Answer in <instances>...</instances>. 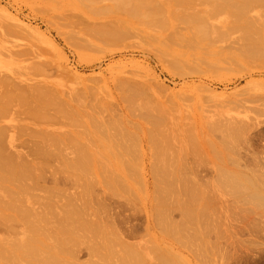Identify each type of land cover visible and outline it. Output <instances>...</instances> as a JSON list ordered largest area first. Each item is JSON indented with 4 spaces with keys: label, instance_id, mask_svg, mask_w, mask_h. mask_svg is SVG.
Here are the masks:
<instances>
[{
    "label": "rangeland",
    "instance_id": "obj_1",
    "mask_svg": "<svg viewBox=\"0 0 264 264\" xmlns=\"http://www.w3.org/2000/svg\"><path fill=\"white\" fill-rule=\"evenodd\" d=\"M78 1L0 0V77L9 68H16L10 64L13 61L9 53L23 51L26 54L19 56L23 62L50 66L55 81L62 82L67 89L79 90L88 105L90 102L98 105L99 117L105 127L99 130L105 132V140L101 138L104 132L102 136L97 132L104 144L99 140L100 146L106 145V136L113 135L118 143L127 145V153H122L118 146L114 148L137 170L131 175L129 189L137 195L134 193L133 198L131 192L128 195L124 193L126 190L119 192L135 200L136 204L140 202L135 211L137 214L131 208L128 209L130 212L125 209L127 214L123 212L127 216L133 213L135 219L132 222L131 217L129 224L135 222L133 225H136L143 218L141 224L146 223L145 228L140 229L141 236L130 237L128 241L141 242L144 236L146 242L158 233L145 220L147 213L142 205L145 195L151 193L144 191L142 186L145 187V183L151 186L154 176L149 171L150 144L146 142L142 146L140 139H144L142 132L152 129L154 122L162 119L164 123L161 122L159 127L167 133L174 131L170 133L173 135L170 140L174 139L170 143L175 152L182 153L187 166L201 170L200 175L195 174L199 179L193 178L195 167L190 176L194 175L191 180H199L209 188L205 189L209 190L205 201L213 200L210 201L212 213H208L215 216H210L213 219L209 217V220L221 222L214 221L215 224H204V227L200 224L194 239L191 237L190 250L185 248L187 245L179 244L176 250L181 253V262L177 264H264V223L259 224L264 220V61L261 62L264 56L253 55L255 59L247 56L249 53L244 52L245 30L241 26L230 33L228 27L224 31L225 25H219L225 19L223 15L216 17L217 20L210 19L214 27L219 26L218 31L223 29V36L224 32L228 33L227 37L220 35L214 41L199 40L190 26L178 19H170L165 26H144L139 18L130 20L127 27L133 32L127 38L106 39L96 28L125 26L120 18L122 15L119 12L87 13L88 7L84 3L86 7L83 8ZM107 2L110 4L107 0L99 6L104 8L103 4ZM256 11L262 13L264 6H258ZM259 19L261 23L264 21L263 17ZM113 21L118 24H110ZM262 33L264 35V29ZM263 35L260 36L262 41ZM242 49L244 53H241ZM107 147L101 153L105 154L109 150ZM114 148L111 149L113 157L118 153ZM136 155H139L138 159ZM143 156H146L145 161ZM136 173L135 179L141 176L143 181L136 182ZM228 178L240 179L246 193L238 197L236 192L230 191L235 185H227ZM221 180L228 182L221 184L228 186L229 191L220 184ZM216 187L223 189L220 196ZM222 195L223 203L228 205H223ZM212 202L219 207H212L215 205ZM237 205L241 207V210L238 207L240 213ZM140 209L143 214L138 212ZM178 214L175 212L174 215L181 221ZM244 215L247 216L245 220ZM136 216L140 217L136 219ZM80 259L87 262L91 257L85 250L80 253Z\"/></svg>",
    "mask_w": 264,
    "mask_h": 264
},
{
    "label": "bare ground",
    "instance_id": "obj_2",
    "mask_svg": "<svg viewBox=\"0 0 264 264\" xmlns=\"http://www.w3.org/2000/svg\"><path fill=\"white\" fill-rule=\"evenodd\" d=\"M79 1L83 8L85 5L88 7L86 12L91 11L95 15L98 12H119L122 15L120 18L125 26L109 25L96 28L106 39L115 38L119 41L120 38L122 40L132 34L133 29L127 25L134 18L141 19L144 26H165L170 23V19H178L188 24L199 40L214 41L215 37L223 36L222 31H226V27L230 33V30L236 31L242 26L247 44L244 46L246 51L242 49L241 53H249L246 55H250L251 59L253 55L264 56V41L260 38L261 34L263 35L264 21H259L261 17L264 20V11L260 14L256 11L258 6H264V0H109L110 4L106 3L109 6L104 3V8L99 5L107 0ZM254 12L257 15H252ZM220 15L225 19H222V25H219H225V28L218 31L219 26L214 27L210 19L217 20L215 18ZM116 16L119 18L115 13ZM110 24L118 23L113 21ZM224 33V36L228 34ZM9 54L10 60L13 61L10 64L16 68H9V71L0 77V264L181 262L180 252L176 250L178 245H187L185 248L190 250L193 245L191 237L196 234L200 224L204 227V224H215L219 221L214 219V223L209 220L212 216H209V213L213 210L210 201L213 200L205 201L208 198L206 192L209 190H205L208 186L194 180L199 179L195 174H199L201 170L198 171L195 166H187L184 157H181L182 153L175 152L170 143L174 140H170L172 131L167 133L163 127H159L164 121L159 119L154 122L152 129L142 132L144 139H140L142 146L146 142L150 144L148 147L152 161L149 171L154 176L151 186L147 183L145 187L141 185L144 191L146 189L151 192L145 195L142 205L147 213L145 220L158 233L152 240L145 237V240H148L145 242L143 236L141 242L144 243L135 240L132 242L137 244H133L128 238L141 236L140 232L145 228L143 225L146 222L141 224L144 221V212L140 204L142 210L138 212L142 211V221L139 219L141 225L139 222L136 225H133L135 222L129 224L134 218L133 213L139 209L137 206L140 202L138 196H135L139 202L137 204L135 200L127 197L132 193L129 190L130 180L133 178L131 175L137 171L131 161L122 159L127 145L118 143L115 137L109 134L106 136V145L101 147L99 136L104 131L99 130H104L105 127L99 117L98 105L94 102L88 105L84 94L81 96L79 90L67 89L62 82L55 81L50 66L44 63L23 62L24 59L19 58L26 54L23 51L15 50ZM262 59L261 62L264 61ZM102 134L101 138L105 140V132ZM114 146H118L123 152H118ZM105 147L109 150L103 154L101 150ZM112 148L119 154L113 157ZM139 155H136V158ZM140 157L142 158V155ZM145 159L146 156H143L144 161ZM194 167L197 171L195 170L193 177L190 175ZM135 175L134 179L137 173ZM138 178L135 179L136 182L143 179H140L141 176ZM226 180H229V183L221 180L220 184H234L235 188L230 191L236 192L238 197L247 190L239 183L240 179ZM241 181L246 182L249 179ZM216 188L212 190L215 191ZM120 190L129 192L125 191L124 193L128 194L124 196ZM219 190L220 196L223 189ZM134 193L133 190L132 197ZM142 193L145 194L143 190ZM221 197L223 198V195ZM224 199L221 200L222 203ZM238 201L235 202L241 205V200ZM216 202L221 205L220 199ZM212 203L216 205L215 202ZM215 205L212 207H219V204ZM236 207L238 209L239 206ZM130 208L134 210L132 216L125 215L123 212L127 214ZM217 208L215 209L218 210ZM239 209L237 211L240 213ZM252 209L254 211V208L250 211ZM258 211L257 213L261 214ZM175 212L180 213L181 221H178L176 217L179 214L175 216ZM137 217L140 216H136V219ZM246 217L243 216L244 220ZM263 221H259V224L264 223ZM85 250L91 257L87 262L80 261V253ZM192 250L190 252L194 253ZM194 254L196 256V253Z\"/></svg>",
    "mask_w": 264,
    "mask_h": 264
}]
</instances>
